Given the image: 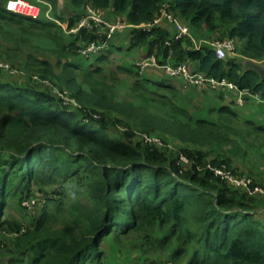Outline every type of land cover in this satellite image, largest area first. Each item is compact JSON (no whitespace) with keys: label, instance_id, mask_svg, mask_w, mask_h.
<instances>
[{"label":"trees","instance_id":"1","mask_svg":"<svg viewBox=\"0 0 264 264\" xmlns=\"http://www.w3.org/2000/svg\"><path fill=\"white\" fill-rule=\"evenodd\" d=\"M9 1L0 0V34L9 37L5 57L26 72L28 81L9 82L0 76V246L12 247L18 257L8 264L101 263L106 240L141 251L145 264H264V220L256 197L215 177L207 168L209 162L234 169L229 161L211 159L204 150L212 140L230 142L235 123L241 125L234 131L239 138L253 135L264 147V127L241 121L228 107L209 112L215 114L212 121L196 119L193 127L181 120L193 117L168 95L176 92V79L152 82L122 66L119 72L133 79L130 97L139 99L140 106L119 102L100 64L115 50L116 34L109 49L87 59V73L70 60L83 57L85 46L107 41L106 30L83 28L68 42L65 29L56 22L42 15L33 20L16 14L8 10ZM57 3L46 5L56 12ZM88 6L124 18L134 27L131 48L143 47L149 57L155 55L158 65L186 63L264 100V80L256 71L243 70L232 58L217 59L212 48H195L186 37L175 39L164 24L142 28L167 9L195 29L200 40L243 41V57L262 59L264 0H71L74 11ZM55 17L68 28L81 18ZM15 29L26 37L51 41L56 62L18 53L15 48L27 41L19 40ZM34 74L52 79L61 89L55 87L56 91L69 92V98L31 84ZM166 105L182 115L173 122L174 135L196 147L180 150L179 157H187L189 166L170 159L165 147L137 139L139 134L154 137L160 129L169 131L165 121H172L156 112L157 106ZM66 184L76 186L68 208L62 200L49 198L47 191ZM33 188L47 196L40 213L31 215L33 223L26 228L15 217L5 218L4 210L13 209L11 199L21 211L24 195L31 196ZM5 233L17 236L7 239Z\"/></svg>","mask_w":264,"mask_h":264},{"label":"rangeland","instance_id":"2","mask_svg":"<svg viewBox=\"0 0 264 264\" xmlns=\"http://www.w3.org/2000/svg\"><path fill=\"white\" fill-rule=\"evenodd\" d=\"M34 2H37L39 4H36L41 7L42 15L46 11H52L53 18L56 19L55 14L64 17L65 19L69 18H78L82 17L80 14H76L75 11L71 8V1L69 0H57V8L56 12L52 9V7H48L46 3H50L51 0H32ZM87 11V8H85ZM44 17V16H43ZM105 19V17H104ZM54 22L58 20H52ZM57 23V22H56ZM63 26L66 28V23H63ZM60 26V25H59ZM13 29V28H12ZM9 31L10 29H6ZM19 29H15L13 32L17 35V38L21 41H27L24 46H21V49L15 48L18 50V53L23 54L25 57L28 55H39L41 58L46 57L50 62L53 64L57 60V56L54 54L55 52V45L46 39L43 38H33L30 36H24L23 32ZM66 40L68 42H72V36L73 34H69L66 31L64 32ZM116 35L119 37H122L121 31H117ZM9 37L7 35L0 34V63H5L10 66L8 70H0V75L3 80L12 82L14 80H17L20 83H23L25 81H28L26 77L27 74L25 71L21 70L19 67L15 68L11 62L5 57V52L7 50V47L9 46L8 43ZM237 44H236V52H237ZM82 54V52H81ZM83 61H87L88 58H86L85 55L82 54ZM93 56H90L89 58L92 59ZM80 58V57H79ZM90 59V61H91ZM77 60V59H76ZM72 63H74L72 60H70ZM78 62V60H77ZM82 62V60H81ZM79 63V62H78ZM80 64V63H79ZM141 62L138 64L140 65ZM137 65V68H138ZM118 64L113 63L110 65L104 66L107 70V75L111 78L108 82L112 85L114 84V87L112 88L115 93L116 97H118L119 102H133L134 105L140 106L139 99H133L130 96L131 91V78L129 79L126 75L119 72ZM88 67H85L84 70L88 73L89 70L86 69ZM115 74V76H113ZM82 76V74H81ZM35 77H38V79H35ZM116 77V78H115ZM112 79H116V83L111 81ZM81 80V79H80ZM177 81V80H176ZM31 84L37 85L40 89H48L51 91H56L55 87L60 89L58 86L55 85L54 81L52 79L49 80H43L41 79V75L34 74L31 77V81H29ZM45 82H48L49 84H46ZM38 83V84H37ZM189 84V83H188ZM192 87V86H191ZM181 91L183 92V89L179 87ZM61 90V89H60ZM67 90V89H65ZM177 92L174 94L169 93L168 95H172V101L175 106L186 109L189 114L193 117V121H188L187 118L181 119L183 122H188L191 124V126L195 127V122L197 118H203L206 120L212 121L214 116H209V113L206 111H201L202 108L196 109V106L193 104V102H190L191 95L184 93H181L178 89H176ZM59 93L61 96L63 94H67V91L65 92H55ZM67 97L69 98V92L67 94ZM70 105V104H68ZM157 113L158 116L161 117L163 115H167L169 119L172 122L165 121L166 125L170 126L167 127L169 131L163 132L161 129L157 132L152 134L155 138H157L160 141V145H158L160 148L165 147L167 151V155L170 159L178 160L179 155L182 153L180 152L181 149L184 148H190V149H196V147H193L192 143L187 142L183 143L178 135H174V128H177V125L173 122L178 121L182 115L177 114L172 111V109L168 108V106H157ZM193 112L194 116L191 114ZM197 117V118H196ZM233 131L230 132L229 137L231 139L230 142H219L217 139L212 140L207 146H205L204 150H206L210 154L211 159L220 158L222 160H227L231 163V168L234 169V171L242 177H248L252 178L254 180V186L260 188L264 191V147H260L259 143H255L254 139L255 136L249 135L245 139L239 138L237 134L234 133L236 130H240V123H235L231 125ZM146 137L144 134H139L137 139L143 140ZM253 145V146H252ZM190 162L188 159V163H185L184 165L189 166ZM210 164V162L208 163ZM74 189H76L75 185L72 184H66L63 186H51L47 190L49 193V198L62 200L65 204V208H68L72 202H73V192ZM33 192L31 196L29 194L26 196L24 195V200L22 202L23 210L20 211V206L18 205L17 200L14 198L11 199V202L13 204V209L8 208L4 210V216L5 218H16V221L20 222L23 227H28L27 225H31L33 222L31 221V215L34 216L37 213H40L41 209H43V206L47 203V196L43 193H37V188L32 189ZM256 197V206L257 208H260V210L263 212L259 217L263 218L264 220V193H258L255 195ZM38 203L39 205H37ZM69 214L67 215V217ZM62 218H59L58 221H61ZM60 225V224H59ZM26 231V230H24ZM23 231V232H24ZM16 234H8L5 233V238L7 239H14L16 238ZM2 241L0 237V242ZM124 247H127L125 244ZM16 249V248H15ZM167 254L163 256V258H166V261H168V258L166 257ZM18 258L17 255L14 253L13 248L10 247L9 249L4 248L3 246H0V264H4L7 260H12ZM25 262L29 261V256L24 255L23 257Z\"/></svg>","mask_w":264,"mask_h":264},{"label":"crops","instance_id":"3","mask_svg":"<svg viewBox=\"0 0 264 264\" xmlns=\"http://www.w3.org/2000/svg\"><path fill=\"white\" fill-rule=\"evenodd\" d=\"M75 13L84 16L87 11L85 8H79L75 10ZM42 16L49 20H56L53 18L52 11H46ZM104 17L108 23L123 22L124 28L120 30L122 37L117 35L115 36V50H112L111 53L106 55L105 59L100 61L102 67L116 63L119 65L118 68L122 66L123 68L131 69L134 73L139 72L140 74L138 73V75L140 77L152 82H163L168 80L169 76L165 68L160 65L157 66L150 64L143 72L140 71L138 64L140 62L141 64L145 62L149 58V55L143 47L131 48V31L134 29L132 25L128 24L124 18L113 14L111 11L105 13ZM164 27L168 28L171 34L176 33V28L173 24L165 23ZM66 28H68V26H66ZM103 30L105 29L103 28ZM65 31L66 33L68 32L66 29ZM187 38L191 41L192 46L194 45L195 48H197L198 43L202 41L200 40L202 37H200L199 33H197V31L193 28L190 30V35ZM236 44L238 47V53L232 59H234L245 71L254 70L258 74L264 73V57L257 60L243 57L239 51L244 48V42L237 40ZM77 60L80 64L77 62ZM77 60L74 59L72 61L83 69L88 67L86 69L89 71L91 70V64L85 60L83 61L82 57L77 58ZM105 71L107 74L106 68ZM124 75H126L129 79L131 78L127 74ZM131 80L133 81L132 78ZM176 80H174L172 83L175 90L178 89L181 93L184 92L191 95L190 102H193V104L196 106V109L202 108L201 111H206L209 113L211 111H218L221 108L228 107L238 114L241 121H251L256 125L264 127V100L259 96L240 91L237 89V87L231 86L227 82L217 86H194L192 84H188L182 79ZM130 83L132 82L130 81ZM179 87L183 89V92ZM239 100L242 102L240 103ZM191 114L194 116L193 112H191ZM103 249L106 252V256L102 259V262L99 263L98 260H95L88 264H145L146 256L141 251H135L129 247L121 248L110 240L105 241ZM166 257L169 258L168 255H166ZM153 260L157 261L156 258ZM10 261L11 260H7V262L5 261L4 264H8ZM164 261H166V258H164Z\"/></svg>","mask_w":264,"mask_h":264},{"label":"built area","instance_id":"4","mask_svg":"<svg viewBox=\"0 0 264 264\" xmlns=\"http://www.w3.org/2000/svg\"><path fill=\"white\" fill-rule=\"evenodd\" d=\"M8 9L16 14L28 17L33 20H38L42 15L40 6L30 3L26 0H12L8 4ZM104 15V11L93 9L92 7L88 6L87 13L78 19L76 25L71 28H67L68 32L73 35L77 34L83 28L93 29L94 27H102L107 31V41H105L104 43L93 42L85 46L81 50L82 54L85 55L86 58H89L90 56H96L100 51L109 49V41H113L116 32L124 28V24L122 22L108 23L104 19ZM56 22L58 25L65 29L60 21ZM165 23H171L175 26V39L189 37V26L180 22L175 17V15L170 13L167 9H163L160 15L154 20V22L143 25L142 28H152L154 26H160ZM203 45L212 48L215 51L217 59L225 60L234 58L237 55L236 42L231 39L211 41L202 40L198 43L197 48H200ZM150 64L158 66L155 55L150 56L145 62L139 65L140 71L143 72ZM162 67L165 68L169 78L182 79L194 86H217L224 83L216 81L198 71L193 72L192 68L186 63H181L177 66L167 64ZM9 68V65L2 62L0 63V70H8ZM35 79H38V77H35ZM45 83L49 84L48 82ZM230 85L233 86L232 84ZM239 102L241 103L242 101L239 100ZM145 142L154 144L156 146L160 145V141L155 137L146 136ZM179 162L182 164L188 163V158L185 156H180ZM207 168L214 174L215 177H218L222 181L228 183L234 189L243 190L251 196H255L258 193H264L263 190L254 186V180L252 178L239 176L236 172H234L224 164L219 166L209 164Z\"/></svg>","mask_w":264,"mask_h":264},{"label":"water","instance_id":"5","mask_svg":"<svg viewBox=\"0 0 264 264\" xmlns=\"http://www.w3.org/2000/svg\"><path fill=\"white\" fill-rule=\"evenodd\" d=\"M197 70V68L196 67H194L193 68V72H195ZM260 76H261V78L264 80V73H261V74H259Z\"/></svg>","mask_w":264,"mask_h":264},{"label":"clouds","instance_id":"6","mask_svg":"<svg viewBox=\"0 0 264 264\" xmlns=\"http://www.w3.org/2000/svg\"><path fill=\"white\" fill-rule=\"evenodd\" d=\"M12 1V0H11ZM10 2V1H9ZM9 4V3H8ZM9 10V9H8ZM59 21V20H58ZM192 70H193V68H192ZM195 72H197V70L195 71Z\"/></svg>","mask_w":264,"mask_h":264}]
</instances>
